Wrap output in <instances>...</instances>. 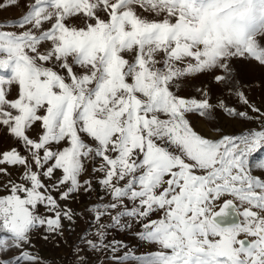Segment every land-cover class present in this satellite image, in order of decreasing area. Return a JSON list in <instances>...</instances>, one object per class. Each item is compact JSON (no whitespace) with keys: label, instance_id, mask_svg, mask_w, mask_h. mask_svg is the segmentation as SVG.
I'll use <instances>...</instances> for the list:
<instances>
[{"label":"snow or ice","instance_id":"6c2138e0","mask_svg":"<svg viewBox=\"0 0 264 264\" xmlns=\"http://www.w3.org/2000/svg\"><path fill=\"white\" fill-rule=\"evenodd\" d=\"M74 203L76 264H264V0H0V264Z\"/></svg>","mask_w":264,"mask_h":264},{"label":"rangeland","instance_id":"374dc122","mask_svg":"<svg viewBox=\"0 0 264 264\" xmlns=\"http://www.w3.org/2000/svg\"><path fill=\"white\" fill-rule=\"evenodd\" d=\"M6 16H12L13 13H5ZM259 99V97H257ZM92 199H95L93 195ZM78 211L79 219L77 224L79 226L67 225L66 228L70 229L65 232L63 236H53L49 240L43 238H35L34 246L35 252L45 261V264H76L77 257L73 253V249L79 248L80 242L78 237L83 233V230L90 224L93 223L89 218H85L84 215L80 214V206L78 203L72 205ZM135 226L131 230H122L118 228H110L108 232V239L115 241H122L124 244L129 246H135L138 244V240L134 235ZM95 232L93 226L90 230L91 233ZM118 253V254H122ZM91 253V249H89ZM91 264H115V261L111 259V253L107 255L101 253H95L90 256Z\"/></svg>","mask_w":264,"mask_h":264}]
</instances>
